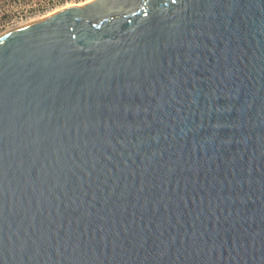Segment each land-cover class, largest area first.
Instances as JSON below:
<instances>
[{
	"label": "water",
	"instance_id": "obj_1",
	"mask_svg": "<svg viewBox=\"0 0 264 264\" xmlns=\"http://www.w3.org/2000/svg\"><path fill=\"white\" fill-rule=\"evenodd\" d=\"M0 264H264V0L0 34Z\"/></svg>",
	"mask_w": 264,
	"mask_h": 264
},
{
	"label": "rangeland",
	"instance_id": "obj_2",
	"mask_svg": "<svg viewBox=\"0 0 264 264\" xmlns=\"http://www.w3.org/2000/svg\"><path fill=\"white\" fill-rule=\"evenodd\" d=\"M83 1L84 0H0V34L17 27V25L26 24L33 18L43 16L65 4L74 5Z\"/></svg>",
	"mask_w": 264,
	"mask_h": 264
},
{
	"label": "bare ground",
	"instance_id": "obj_3",
	"mask_svg": "<svg viewBox=\"0 0 264 264\" xmlns=\"http://www.w3.org/2000/svg\"><path fill=\"white\" fill-rule=\"evenodd\" d=\"M86 2H88V0H85V1H83V2H80V3H77V4H74V5H82V4H85ZM72 4H65L64 6H62V7H58V8H55L54 10H52V11H50L49 13H47V14H44L43 16H40V17H37V18H33L32 20H30V21H28V22H33V21H37V20H40V19H43V18H45V17H48V16H50L51 14H53V13H55V12H58L59 10H61V9H63V8H65V7H68V6H71ZM39 18V19H38ZM35 19V20H34ZM27 22V23H28ZM26 23V24H27ZM23 24V23H22ZM25 24V23H24ZM23 24V25H24ZM19 25H17V27H18ZM21 26V25H20ZM13 29V28H12ZM6 32V31H5ZM3 34V33H2Z\"/></svg>",
	"mask_w": 264,
	"mask_h": 264
},
{
	"label": "flooded vegetation",
	"instance_id": "obj_4",
	"mask_svg": "<svg viewBox=\"0 0 264 264\" xmlns=\"http://www.w3.org/2000/svg\"><path fill=\"white\" fill-rule=\"evenodd\" d=\"M165 1H168V0H165ZM140 11H142L141 8L136 10V12H140ZM134 13H132V14L134 15ZM127 15H131V14H127Z\"/></svg>",
	"mask_w": 264,
	"mask_h": 264
}]
</instances>
